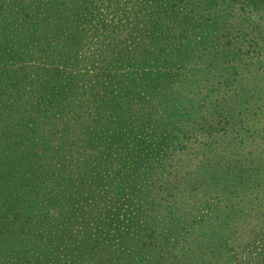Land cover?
I'll return each instance as SVG.
<instances>
[{"label": "rangeland", "instance_id": "374dc122", "mask_svg": "<svg viewBox=\"0 0 264 264\" xmlns=\"http://www.w3.org/2000/svg\"><path fill=\"white\" fill-rule=\"evenodd\" d=\"M162 5L0 0V264H174L180 243V264L264 263V156L226 201L215 169L175 162L173 129L206 107L190 79L172 89ZM221 133L214 161L256 142Z\"/></svg>", "mask_w": 264, "mask_h": 264}, {"label": "trees", "instance_id": "16d2710c", "mask_svg": "<svg viewBox=\"0 0 264 264\" xmlns=\"http://www.w3.org/2000/svg\"><path fill=\"white\" fill-rule=\"evenodd\" d=\"M162 1L164 6H159L161 13L157 19L163 21L166 29L159 30L160 37H164L161 41L164 47L159 49L158 56L162 52L169 61L171 75L168 77L174 92L186 88L184 85L190 79L191 88L203 89L206 107L202 115L196 117L193 111L189 122L173 129L183 135L175 134L179 139L177 144L174 142L172 153L176 163L186 159L190 162L189 167L181 171L183 174L192 170L191 165L196 172L202 169V175H206L203 180L213 182L214 174H219L217 188L226 201V196L235 197L246 190L242 188V176H232L229 171L248 169L254 159L251 157L264 156V146L260 147L264 144V0ZM198 33L201 36H197ZM232 97L242 100L236 106L238 110H233L235 113L231 115V111L228 110L229 114L224 108V102L231 101ZM219 129L224 135L222 139H226V134L247 138L255 133L252 139L256 142L248 152L241 148L232 154H219V159L214 161L212 158H218L214 152L217 144L211 139L216 137L214 132H220ZM201 138H204V144H200L202 151L191 143ZM193 161L196 162L191 164ZM214 169V174H206ZM169 172L167 175H182L181 172ZM187 181L190 184L191 178ZM174 191L179 190L175 188ZM210 204H206L207 217L215 211V205ZM243 237L241 235L234 243L238 251L248 243ZM179 247V253L164 254L167 262L169 256L175 260L174 264L190 257L187 244L180 243ZM228 250L232 251V248ZM258 256H264V251Z\"/></svg>", "mask_w": 264, "mask_h": 264}]
</instances>
